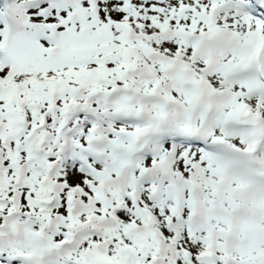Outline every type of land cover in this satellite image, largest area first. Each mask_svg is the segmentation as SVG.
Wrapping results in <instances>:
<instances>
[{"label": "snow or ice", "instance_id": "1", "mask_svg": "<svg viewBox=\"0 0 264 264\" xmlns=\"http://www.w3.org/2000/svg\"><path fill=\"white\" fill-rule=\"evenodd\" d=\"M0 264H264V0H0Z\"/></svg>", "mask_w": 264, "mask_h": 264}]
</instances>
